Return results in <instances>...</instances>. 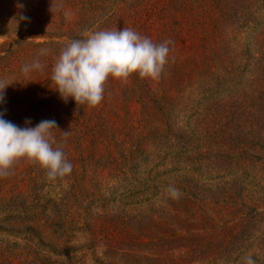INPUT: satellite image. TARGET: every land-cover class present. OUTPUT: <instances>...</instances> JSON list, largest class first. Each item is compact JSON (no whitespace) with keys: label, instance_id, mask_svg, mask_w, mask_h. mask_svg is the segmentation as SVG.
<instances>
[{"label":"rangeland","instance_id":"1","mask_svg":"<svg viewBox=\"0 0 264 264\" xmlns=\"http://www.w3.org/2000/svg\"><path fill=\"white\" fill-rule=\"evenodd\" d=\"M204 1L212 22L189 26L180 0H0V55L117 22L172 41L151 90L122 80L84 157L65 154L70 175L0 177V264H264V0ZM38 49L3 94L53 58Z\"/></svg>","mask_w":264,"mask_h":264},{"label":"clouds","instance_id":"2","mask_svg":"<svg viewBox=\"0 0 264 264\" xmlns=\"http://www.w3.org/2000/svg\"><path fill=\"white\" fill-rule=\"evenodd\" d=\"M81 35L82 39L71 40L61 49L52 66L51 81L65 102L71 97L77 105L95 107L103 100L109 77L127 80L135 73L142 79H158L168 63L170 40L154 43L131 28L86 30ZM39 54L46 55L47 49H41ZM43 68L36 59L22 71ZM8 85L0 81V102L4 101V89ZM3 117L4 113L0 112V177L8 176L20 159L38 164L49 180L71 174L73 165L62 148L53 147L56 140L51 130H57L55 120H42L35 127L21 128ZM25 123L31 121L26 119ZM63 134L67 137L69 132ZM246 264L255 261L248 257Z\"/></svg>","mask_w":264,"mask_h":264},{"label":"trees","instance_id":"3","mask_svg":"<svg viewBox=\"0 0 264 264\" xmlns=\"http://www.w3.org/2000/svg\"><path fill=\"white\" fill-rule=\"evenodd\" d=\"M173 1V0H172ZM182 3L177 9L178 12H174V21L171 23L177 24L182 22L183 25L193 26L195 24H210L212 22V8L204 0H180ZM170 7V6H165ZM158 8L160 12L164 14L161 18L166 17L167 8ZM174 7V6H173ZM177 8V7H175ZM166 11V13H164ZM119 14V18L122 17ZM171 25V26H172ZM126 28L133 27L126 26ZM140 28H135L136 32H139ZM170 29V26L167 27ZM115 29L122 30V26L117 22ZM149 33V32H148ZM148 36V35H147ZM19 47L15 49L13 45H8L4 50L5 55H0V73L4 72H17L20 67V58L17 53L19 51L24 54L25 57L33 56V54L39 50L38 48H44L53 53V58L44 59L41 63L44 65L43 70H31L29 74L33 77L32 83L25 84V86H19L17 90L4 94V101L0 102V112L4 113V119L11 121L17 126L35 127L42 120H55L57 124V130L52 129V135L55 137L56 144L53 147H61L64 154L76 161L73 151L80 150L83 152L84 157L85 150H87L88 142L91 138L99 135L103 128V123L100 124V120L103 117L106 119L107 112H104L105 105H114L118 101V96L122 90V87L128 84H124L121 79H114L109 77L105 83V91L103 94V100L95 107H89L85 105H77L76 102L70 97L65 102L58 91L55 90V85L51 81L52 66L55 63L62 48L67 43L64 42H28L26 39H21L17 42ZM17 54V56H16ZM25 59V58H24ZM31 65V63H29ZM38 73V75H36ZM138 75V74H137ZM139 76V75H138ZM20 80V82L26 79ZM142 79V78H140ZM142 81L147 82L146 87L151 90L152 84L144 78ZM20 88V90H19ZM5 93V91H4ZM116 97V98H115ZM117 103V102H116ZM104 112V113H103ZM103 113V117H101ZM26 119L30 120V124H26ZM112 121V120H111ZM110 122V121H109ZM63 132H69L67 137ZM73 161V160H72ZM41 168L38 164L30 163L26 159H20L18 165L13 168V176L20 177L23 175L24 181H31L36 177L37 170ZM12 172V171H11Z\"/></svg>","mask_w":264,"mask_h":264}]
</instances>
